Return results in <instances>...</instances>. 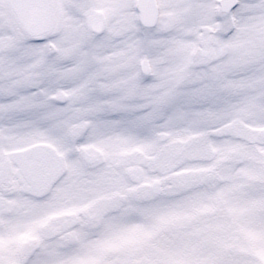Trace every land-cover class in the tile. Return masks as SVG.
<instances>
[{
	"label": "snow or ice",
	"instance_id": "obj_1",
	"mask_svg": "<svg viewBox=\"0 0 264 264\" xmlns=\"http://www.w3.org/2000/svg\"><path fill=\"white\" fill-rule=\"evenodd\" d=\"M0 264H264V0H0Z\"/></svg>",
	"mask_w": 264,
	"mask_h": 264
}]
</instances>
